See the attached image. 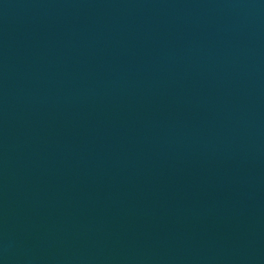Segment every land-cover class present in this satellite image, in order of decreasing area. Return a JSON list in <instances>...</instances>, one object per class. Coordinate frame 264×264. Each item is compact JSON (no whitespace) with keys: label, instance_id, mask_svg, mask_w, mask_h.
I'll list each match as a JSON object with an SVG mask.
<instances>
[{"label":"water","instance_id":"95a60500","mask_svg":"<svg viewBox=\"0 0 264 264\" xmlns=\"http://www.w3.org/2000/svg\"><path fill=\"white\" fill-rule=\"evenodd\" d=\"M0 264H264V0H0Z\"/></svg>","mask_w":264,"mask_h":264}]
</instances>
